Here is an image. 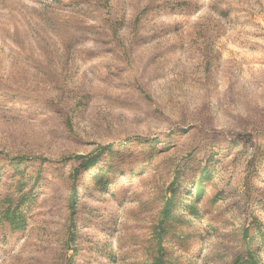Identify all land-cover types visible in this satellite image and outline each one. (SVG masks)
<instances>
[{"label": "rangeland", "instance_id": "rangeland-1", "mask_svg": "<svg viewBox=\"0 0 264 264\" xmlns=\"http://www.w3.org/2000/svg\"><path fill=\"white\" fill-rule=\"evenodd\" d=\"M2 156L0 264H150L170 188L166 264H264V0H0Z\"/></svg>", "mask_w": 264, "mask_h": 264}, {"label": "trees", "instance_id": "trees-1", "mask_svg": "<svg viewBox=\"0 0 264 264\" xmlns=\"http://www.w3.org/2000/svg\"><path fill=\"white\" fill-rule=\"evenodd\" d=\"M129 141H125L124 143L118 144L116 146L114 145H109L103 148H99V150L95 151L94 154L90 155H80V156H71V157H66L62 158L61 160L55 162L59 164H66L68 162H75L78 163V170L87 171L91 167H94L98 161L102 157L103 154L111 155L112 151L114 149H118L122 146H125L128 144ZM146 144H154V143H159L156 141H144ZM3 160L0 161L2 163H6L8 168L13 170L14 172L19 171V167L21 165H25V163L29 161H33L36 163H40L43 165L44 163H47L45 160H42L41 158H36L37 160H33V158H27V157H15V158H9L7 156H2ZM76 170L74 174L71 176L72 184L70 187V193L67 199V211H68V240L73 241L74 237V232L73 229L75 227V215H76V208H77V187H76V181L77 177L79 175V171ZM39 175V174H38ZM37 175V176H38ZM211 173L209 172L207 168V163L206 165L200 170L199 172V177H198V183L195 187V193L198 195H202L203 193V183L208 181L210 179ZM20 177H23V175H20ZM35 180V179H34ZM174 185V184H172ZM173 187V186H172ZM30 188L26 193L22 194L18 200H16L15 206H12V202L15 200H12L7 206V208L2 209L0 211V221L4 222L9 230L12 233H17L20 231H23L24 228L26 227V218L22 213L21 207L29 202H33L34 197L32 196ZM170 196L165 197L162 201V206L159 212L158 216V222L157 226L154 228V234L155 237L157 238L156 240V249L151 257L150 264H166V252L165 249L163 248V238L162 235L166 232V224L169 221L174 220V217L172 215V212L174 210V207L176 204H174V201L177 199L176 196V188H170L169 190ZM8 202V199H6ZM176 202V201H175ZM244 237L247 235V231H243ZM264 238V236H263ZM229 264H259L255 253L246 251L236 254L232 261Z\"/></svg>", "mask_w": 264, "mask_h": 264}]
</instances>
